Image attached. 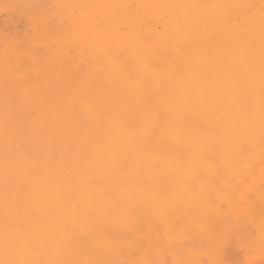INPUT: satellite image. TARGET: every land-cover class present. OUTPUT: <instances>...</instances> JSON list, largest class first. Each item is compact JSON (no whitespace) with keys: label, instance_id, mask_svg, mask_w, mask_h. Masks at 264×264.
<instances>
[{"label":"snow or ice","instance_id":"1","mask_svg":"<svg viewBox=\"0 0 264 264\" xmlns=\"http://www.w3.org/2000/svg\"><path fill=\"white\" fill-rule=\"evenodd\" d=\"M0 12V264H264V0Z\"/></svg>","mask_w":264,"mask_h":264},{"label":"bare ground","instance_id":"2","mask_svg":"<svg viewBox=\"0 0 264 264\" xmlns=\"http://www.w3.org/2000/svg\"><path fill=\"white\" fill-rule=\"evenodd\" d=\"M16 3H110V2H127V3H186V2H203V3H235L248 2V0H12ZM251 2H258V0H251ZM19 18L14 13L0 12V32L4 29L10 31L23 30L26 21H19ZM2 54V50H0ZM3 114V93L0 87V118ZM0 152H2V145H0Z\"/></svg>","mask_w":264,"mask_h":264}]
</instances>
